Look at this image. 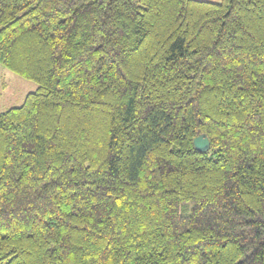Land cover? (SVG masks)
I'll use <instances>...</instances> for the list:
<instances>
[{
    "label": "trees",
    "instance_id": "obj_1",
    "mask_svg": "<svg viewBox=\"0 0 264 264\" xmlns=\"http://www.w3.org/2000/svg\"><path fill=\"white\" fill-rule=\"evenodd\" d=\"M0 66V264H264V0H0Z\"/></svg>",
    "mask_w": 264,
    "mask_h": 264
},
{
    "label": "rangeland",
    "instance_id": "obj_2",
    "mask_svg": "<svg viewBox=\"0 0 264 264\" xmlns=\"http://www.w3.org/2000/svg\"><path fill=\"white\" fill-rule=\"evenodd\" d=\"M219 3L220 0H204ZM5 78L0 77V81H6L7 87L0 90V112L12 107L22 105L25 96L36 90L37 85L29 80L23 79L4 69Z\"/></svg>",
    "mask_w": 264,
    "mask_h": 264
},
{
    "label": "water",
    "instance_id": "obj_3",
    "mask_svg": "<svg viewBox=\"0 0 264 264\" xmlns=\"http://www.w3.org/2000/svg\"><path fill=\"white\" fill-rule=\"evenodd\" d=\"M195 150L199 152H207L209 149V141L206 135L201 134L193 140Z\"/></svg>",
    "mask_w": 264,
    "mask_h": 264
},
{
    "label": "crops",
    "instance_id": "obj_4",
    "mask_svg": "<svg viewBox=\"0 0 264 264\" xmlns=\"http://www.w3.org/2000/svg\"><path fill=\"white\" fill-rule=\"evenodd\" d=\"M3 76V78H5V73H4V69L0 66V77ZM7 87L6 81L3 80L2 82L0 81V90L2 92V90H4Z\"/></svg>",
    "mask_w": 264,
    "mask_h": 264
}]
</instances>
